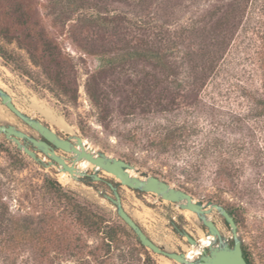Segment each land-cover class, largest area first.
<instances>
[{"label": "rangeland", "instance_id": "1", "mask_svg": "<svg viewBox=\"0 0 264 264\" xmlns=\"http://www.w3.org/2000/svg\"><path fill=\"white\" fill-rule=\"evenodd\" d=\"M75 4L82 9L66 10L64 0H0V47L9 58H0V89L22 114L60 138L75 143L49 115L61 118L91 150L159 180L171 178V188L189 191L205 209L210 196L231 206L242 247L255 264H264V0ZM100 57L114 61L100 66ZM46 86L63 93L66 109ZM0 125L40 139L1 103ZM179 127L184 137L174 149L154 147L166 130ZM14 150L0 135V206L14 219H28L33 234L20 242L11 227L0 228V264H178L136 244L104 197L111 196L105 182L117 186L126 213L161 249L186 255L209 235L181 203L136 192L102 171L96 172L102 181L78 176L66 183L59 167H44L17 150L20 167ZM57 154L71 164L72 154ZM45 179L69 200L47 194ZM76 204L127 233L107 247L100 234L76 224ZM208 217L230 245L221 215L213 210Z\"/></svg>", "mask_w": 264, "mask_h": 264}, {"label": "water", "instance_id": "2", "mask_svg": "<svg viewBox=\"0 0 264 264\" xmlns=\"http://www.w3.org/2000/svg\"><path fill=\"white\" fill-rule=\"evenodd\" d=\"M0 103L14 117L40 136V139H34L26 133L17 130L13 126L0 125V135H2L5 140L12 142L17 150L22 151L34 161L43 164L44 167L56 165L61 171H66L69 174H72L74 171L73 164H66L64 157L59 156L57 151L60 150L64 153L73 154L76 161L84 159L95 168L93 174H83L82 176H89L93 181H102V179L96 174L97 171H102L114 176V178L118 179L120 185H124L127 188L139 192L153 193L159 196L162 200L169 202L181 203L180 206L182 209L191 210L197 214L202 224L207 228L208 234L214 238L213 244L203 250L196 260L192 261H187L184 258L185 255L183 253L175 254L161 249L147 237L143 230L126 213L122 207L117 186L112 182H105L111 192V196L105 195L104 197L114 207L116 216L119 220L130 230L140 246L146 250H149L153 254L173 259L181 264H247L243 257L241 241L237 235V226L233 218L222 206L207 202V205H212L228 225L231 232V246L221 240L220 233L215 225L211 221L205 219L202 214V204L200 202L193 204L191 202V196L186 192L171 188L165 181L159 180L146 172L135 169L134 166L124 160L111 158L102 152L92 154L85 152L83 149L78 151L72 144L70 138L62 139L49 127L22 114L12 104L10 96L2 89H0ZM76 142L77 144H81L82 138L77 136ZM38 154L43 158H47L48 162L46 164L43 163L38 157ZM128 170H135L137 176H130ZM179 234L187 238L189 245H196V242L184 232H179Z\"/></svg>", "mask_w": 264, "mask_h": 264}, {"label": "trees", "instance_id": "3", "mask_svg": "<svg viewBox=\"0 0 264 264\" xmlns=\"http://www.w3.org/2000/svg\"><path fill=\"white\" fill-rule=\"evenodd\" d=\"M64 7L66 10L69 11H75L78 9H82V6H79L75 4V0H64ZM50 49V47H49ZM50 52L52 53V49H50ZM51 55V54H50ZM137 57L144 58L146 60H153V62H159L160 59L158 55L156 54H144V53H137ZM0 58L4 61L9 60V58L6 56L5 52L1 49L0 47ZM114 61L113 58H107V57H100L98 62L100 66H106L108 63H112ZM55 81V80H53ZM48 84H53L48 82ZM55 84V83H54ZM46 90L52 94L54 98L62 105L64 109H66L68 106L66 103H63L61 100V97L63 96L62 92L60 93L58 89H55L54 87H48L46 86ZM184 128L179 127L175 128L173 130H166V132L162 135L160 140L157 143H154V147L157 149L161 148L164 149L163 151H166V153L169 151L171 148H175V145L180 141L182 137H184ZM19 151L14 150V163L19 164L20 167L23 165V160H20L18 156ZM192 173V172H190ZM189 175V171H182L181 175ZM166 182L169 184L172 182L171 178H168ZM44 191H46L47 194H50L54 196L56 199L63 198L65 200H69V193L63 191L61 187L54 181L50 179H45L44 180V185H43ZM183 188V187H180ZM186 190V189H184ZM136 191V190H135ZM137 192V191H136ZM186 193L189 191H185ZM209 200L217 204L219 206H222L228 214L233 218L235 224H237L236 218L234 216L233 210L231 206H226L223 204L220 200L215 198L214 196H210ZM78 216L75 218L76 224L80 227L85 228L88 233L97 235H101V239L104 242H107L106 246L109 247L110 244H116L118 242V239L121 235H123L126 230H124V227L121 226L118 223L115 222H108L107 220H104L101 216L97 215L94 212H90L87 207L81 205V204H76ZM30 223L28 222V219H14L11 217L8 213L7 207L3 204L0 206V228L1 229H11L14 231L13 238L15 241H24L29 238V235L33 234L30 232L29 229ZM127 233V232H126ZM136 244L140 246L138 241H136ZM232 243L230 244V246ZM243 257L244 260L247 264H255L253 257L251 254H249L243 247Z\"/></svg>", "mask_w": 264, "mask_h": 264}, {"label": "bare ground", "instance_id": "4", "mask_svg": "<svg viewBox=\"0 0 264 264\" xmlns=\"http://www.w3.org/2000/svg\"><path fill=\"white\" fill-rule=\"evenodd\" d=\"M38 109H40L38 107ZM47 117V115L45 116ZM48 118L55 124L59 125L60 127H62V129L69 133L72 137V139H74L75 143L72 142L71 138V142L72 144L75 146V148L80 151L81 149H83L85 152H88V153H92V154H96L98 152L94 151V150H91L85 143V141L82 139V142L81 144H77L76 142V135L75 133L73 132V130L67 126L65 123H63V120L61 118H58L54 115H49ZM72 159H71V164H73L74 166V171L72 174H69L68 172H65V171H61V174L60 176L63 178V180L67 183V182H70V184L73 183V181L78 177V176H82L83 174H86L85 172L89 169L93 170L94 171V166L92 164H90L88 161L84 160V159H81V160H78L76 161L75 160V157L74 155L72 154ZM67 164V163H66ZM71 164H68V165H71ZM105 173V172H104ZM128 173L130 174V176L134 177V176H137V173L135 170H128ZM64 174L66 175H69L70 177L68 178L67 176H64ZM107 174V173H106ZM111 175V174H110ZM114 177V176H113ZM116 179V178H115ZM118 180V179H116ZM191 202L193 204H195L196 202H194L193 200H191ZM213 210L216 211V209L214 207H212V205H206V209L203 207L202 205V214L204 215L205 219L206 220H209V215L213 212ZM187 213L190 214V212H188L189 210H186ZM217 212V211H216ZM206 214H209L207 217H206ZM215 214V213H214ZM212 219V218H211ZM210 221V220H209ZM213 240L214 238L211 236V235H205L202 239H201V244L198 246V247H191L189 250H188V253L184 256V258L187 260V261H192L194 259V257L196 255H198L200 253V250L201 248L203 247H209L213 244ZM190 246H194V245H190ZM178 264H181V263H178Z\"/></svg>", "mask_w": 264, "mask_h": 264}, {"label": "built area", "instance_id": "5", "mask_svg": "<svg viewBox=\"0 0 264 264\" xmlns=\"http://www.w3.org/2000/svg\"><path fill=\"white\" fill-rule=\"evenodd\" d=\"M203 250H204V249H202V251H203ZM200 254H201V253H200ZM200 254H199V255H200ZM199 255H197L196 257H198Z\"/></svg>", "mask_w": 264, "mask_h": 264}]
</instances>
